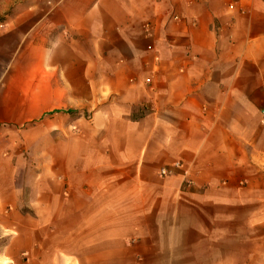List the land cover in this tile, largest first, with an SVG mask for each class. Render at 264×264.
<instances>
[{
	"label": "crops",
	"instance_id": "crops-1",
	"mask_svg": "<svg viewBox=\"0 0 264 264\" xmlns=\"http://www.w3.org/2000/svg\"><path fill=\"white\" fill-rule=\"evenodd\" d=\"M16 18L0 118L61 104L70 140L27 191L0 161V264H264V0H25ZM23 87L25 111L2 105ZM175 162L190 184L159 176Z\"/></svg>",
	"mask_w": 264,
	"mask_h": 264
},
{
	"label": "rangeland",
	"instance_id": "rangeland-1",
	"mask_svg": "<svg viewBox=\"0 0 264 264\" xmlns=\"http://www.w3.org/2000/svg\"><path fill=\"white\" fill-rule=\"evenodd\" d=\"M22 14H25V0H0V30L8 28L13 24V20L17 19L16 15ZM1 88L4 91L7 89L3 86ZM3 96L7 100L2 105L10 106L13 98V103L19 104L25 111V87L20 89L16 96L11 93ZM77 112L76 110L75 113ZM64 113H71V111L68 107L55 104L46 109L45 114L37 119L25 121V113H21V117L0 118V161L5 163L8 160L15 165L17 175L15 185L18 189L27 191L26 181L32 180L44 169L41 160H46L45 168L48 173L54 172L51 160L60 152L54 149V143L70 140L69 134H56L59 131L56 127L69 126L68 120L61 121L59 118L54 120L55 117L63 116ZM44 121L46 124L43 123ZM254 234L255 237H261L264 229L257 227ZM254 264L261 263L255 261Z\"/></svg>",
	"mask_w": 264,
	"mask_h": 264
},
{
	"label": "built area",
	"instance_id": "built-area-1",
	"mask_svg": "<svg viewBox=\"0 0 264 264\" xmlns=\"http://www.w3.org/2000/svg\"><path fill=\"white\" fill-rule=\"evenodd\" d=\"M261 123L264 124V109L261 110ZM176 171H180L182 176L185 178L184 184L188 185L190 182L186 180V177L188 176V169L184 167V165L181 162H175L170 167H163L159 170V176L166 177L170 176Z\"/></svg>",
	"mask_w": 264,
	"mask_h": 264
}]
</instances>
